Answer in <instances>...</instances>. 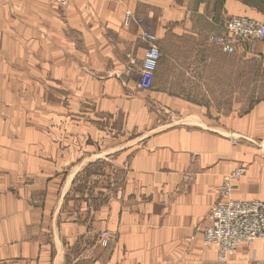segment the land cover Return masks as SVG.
<instances>
[{
  "label": "crops",
  "instance_id": "crops-1",
  "mask_svg": "<svg viewBox=\"0 0 264 264\" xmlns=\"http://www.w3.org/2000/svg\"><path fill=\"white\" fill-rule=\"evenodd\" d=\"M230 15L264 0H0V264H264V240L203 243L228 173L264 201V41L220 50Z\"/></svg>",
  "mask_w": 264,
  "mask_h": 264
},
{
  "label": "built area",
  "instance_id": "built-area-1",
  "mask_svg": "<svg viewBox=\"0 0 264 264\" xmlns=\"http://www.w3.org/2000/svg\"><path fill=\"white\" fill-rule=\"evenodd\" d=\"M142 25L141 39L147 42L142 63L139 85L143 90L151 89L161 59L158 38L152 24L137 18ZM223 31L213 36L212 41L223 52L245 49L252 40L264 41V23L247 16L230 15L224 19ZM245 173L241 166L228 173L221 183L219 200L208 213L204 243L215 248L219 258H227L238 251L245 242L264 240V201L236 199L232 196L234 183ZM111 232L102 231L100 244L108 247Z\"/></svg>",
  "mask_w": 264,
  "mask_h": 264
},
{
  "label": "rangeland",
  "instance_id": "rangeland-1",
  "mask_svg": "<svg viewBox=\"0 0 264 264\" xmlns=\"http://www.w3.org/2000/svg\"><path fill=\"white\" fill-rule=\"evenodd\" d=\"M259 69H258V66L256 65H254V63H253V76H252V80H253V85H252V102H254L255 100H257L259 97H261L262 95H263V92H261V90H260V88H262V86H260V79H261V77H260V73H259V71H258ZM160 114L162 115V116H164V115H167V113L166 112H164V110H162L161 112H160ZM135 142H137V141H135ZM98 164L93 168V169H95V170H99V169H103V167H105V165L107 166V165H110V164H112V162L111 161H106V160H103V161H101V162H97ZM109 172H113V174H116V171L115 170H111V171H109ZM239 180V179H238ZM237 180V181H238ZM223 181H224V179H223ZM222 181V182H223ZM236 181V182H237ZM234 186V185H233ZM219 191H220V188H219ZM232 195H233V192H232ZM218 202V201H217ZM214 205V204H213ZM212 205V206H213ZM211 206V207H212ZM210 211V210H209ZM208 217V216H207ZM208 219H207V223H206V225L204 226V228H203V243H204V236H205V227L208 225ZM100 241V240H99ZM256 241V240H255ZM252 242H254V241H252ZM111 243V242H110ZM245 243H251V242H245ZM243 244V243H242ZM204 245L205 246H209V245H206L205 243H204ZM210 247V246H209ZM212 247V246H211ZM240 247V246H239ZM238 250H239V248H238ZM238 252V251H237ZM235 254V253H234Z\"/></svg>",
  "mask_w": 264,
  "mask_h": 264
},
{
  "label": "bare ground",
  "instance_id": "bare-ground-1",
  "mask_svg": "<svg viewBox=\"0 0 264 264\" xmlns=\"http://www.w3.org/2000/svg\"><path fill=\"white\" fill-rule=\"evenodd\" d=\"M232 192H233V190H232ZM233 196V195H232ZM235 198V197H234ZM237 199V198H236ZM241 200V199H240ZM253 200H258V199H253ZM260 201H262V200H260Z\"/></svg>",
  "mask_w": 264,
  "mask_h": 264
}]
</instances>
